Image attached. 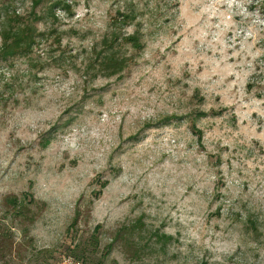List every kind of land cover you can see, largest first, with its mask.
Instances as JSON below:
<instances>
[{
	"label": "rangeland",
	"instance_id": "obj_1",
	"mask_svg": "<svg viewBox=\"0 0 264 264\" xmlns=\"http://www.w3.org/2000/svg\"><path fill=\"white\" fill-rule=\"evenodd\" d=\"M35 1L0 0L37 35L0 52V264H264V0Z\"/></svg>",
	"mask_w": 264,
	"mask_h": 264
},
{
	"label": "trees",
	"instance_id": "obj_2",
	"mask_svg": "<svg viewBox=\"0 0 264 264\" xmlns=\"http://www.w3.org/2000/svg\"><path fill=\"white\" fill-rule=\"evenodd\" d=\"M40 2V1H39ZM38 3V0L35 1V4ZM58 6H60V2L57 3ZM55 6V3L50 7V11L52 7ZM6 25L4 28L1 29V45H0V52L3 56H9L14 55L16 53H29L32 51V47L35 45L36 40V33L35 28L33 24L28 20H20L19 17L15 16L9 17L6 16ZM114 37H117V35L114 34ZM114 37L112 39H114ZM123 41L128 42L131 44L132 47L139 48L140 46V40L139 37L136 34L128 35V37L123 38ZM105 46L106 49H109L111 52L108 54V59H113L116 61L117 56L116 52H113L114 45H112V41L105 39ZM118 64V63H116ZM120 64L123 65V61H120ZM116 65L113 64L114 68ZM121 67V66H120ZM120 70L119 68L117 69ZM116 69L112 71V73H115Z\"/></svg>",
	"mask_w": 264,
	"mask_h": 264
}]
</instances>
